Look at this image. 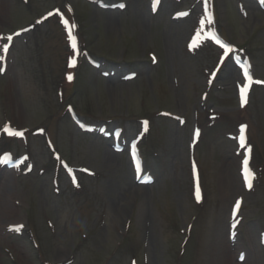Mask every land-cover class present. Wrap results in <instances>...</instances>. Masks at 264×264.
Instances as JSON below:
<instances>
[{"label":"rangeland","instance_id":"rangeland-1","mask_svg":"<svg viewBox=\"0 0 264 264\" xmlns=\"http://www.w3.org/2000/svg\"><path fill=\"white\" fill-rule=\"evenodd\" d=\"M0 37V264H264V0H0Z\"/></svg>","mask_w":264,"mask_h":264},{"label":"snow or ice","instance_id":"snow-or-ice-1","mask_svg":"<svg viewBox=\"0 0 264 264\" xmlns=\"http://www.w3.org/2000/svg\"><path fill=\"white\" fill-rule=\"evenodd\" d=\"M0 38H2V37H0ZM7 39H8L9 41H11V40H12V37H11V36H8ZM3 51H4V52H7V46L4 47ZM69 80H71V77H69ZM245 91H246V90H245ZM16 135H20V133H16ZM244 164H245V168H244L245 182H246L247 186H248L249 188H251V186H252V185H251L252 173L250 172V170H249L248 167H247V160H245ZM197 199L199 200V191H198V190H197ZM236 207H237V208L239 207V202H237Z\"/></svg>","mask_w":264,"mask_h":264},{"label":"bare ground","instance_id":"bare-ground-1","mask_svg":"<svg viewBox=\"0 0 264 264\" xmlns=\"http://www.w3.org/2000/svg\"><path fill=\"white\" fill-rule=\"evenodd\" d=\"M8 208H9V207H8ZM9 212H10V210H8V211L6 210V213H5V215H8L7 213H9ZM0 218H1V217H0Z\"/></svg>","mask_w":264,"mask_h":264}]
</instances>
